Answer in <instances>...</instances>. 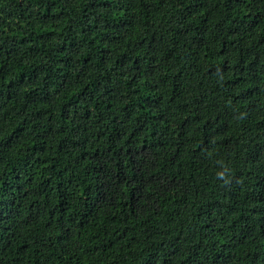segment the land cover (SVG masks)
Listing matches in <instances>:
<instances>
[{
  "label": "trees",
  "instance_id": "obj_1",
  "mask_svg": "<svg viewBox=\"0 0 264 264\" xmlns=\"http://www.w3.org/2000/svg\"><path fill=\"white\" fill-rule=\"evenodd\" d=\"M0 264H264V0H0Z\"/></svg>",
  "mask_w": 264,
  "mask_h": 264
},
{
  "label": "clouds",
  "instance_id": "obj_2",
  "mask_svg": "<svg viewBox=\"0 0 264 264\" xmlns=\"http://www.w3.org/2000/svg\"><path fill=\"white\" fill-rule=\"evenodd\" d=\"M217 178L220 179V180H223L225 184L228 183V180L225 178V173L224 172L217 173Z\"/></svg>",
  "mask_w": 264,
  "mask_h": 264
}]
</instances>
